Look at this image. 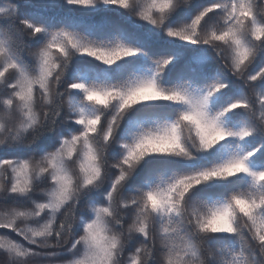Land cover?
I'll use <instances>...</instances> for the list:
<instances>
[{
	"label": "snow or ice",
	"instance_id": "obj_1",
	"mask_svg": "<svg viewBox=\"0 0 264 264\" xmlns=\"http://www.w3.org/2000/svg\"><path fill=\"white\" fill-rule=\"evenodd\" d=\"M3 264H264V0H0Z\"/></svg>",
	"mask_w": 264,
	"mask_h": 264
},
{
	"label": "trees",
	"instance_id": "obj_2",
	"mask_svg": "<svg viewBox=\"0 0 264 264\" xmlns=\"http://www.w3.org/2000/svg\"><path fill=\"white\" fill-rule=\"evenodd\" d=\"M0 264H3L2 258H0ZM37 264H39V261H37Z\"/></svg>",
	"mask_w": 264,
	"mask_h": 264
}]
</instances>
